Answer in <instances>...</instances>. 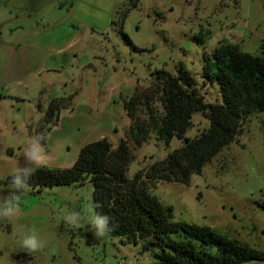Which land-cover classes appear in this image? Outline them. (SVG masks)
Wrapping results in <instances>:
<instances>
[{
	"label": "rangeland",
	"instance_id": "1",
	"mask_svg": "<svg viewBox=\"0 0 264 264\" xmlns=\"http://www.w3.org/2000/svg\"><path fill=\"white\" fill-rule=\"evenodd\" d=\"M236 1L139 0L128 9V0H0V39L44 50L47 65L14 72L9 86L0 85V196L9 193L5 177L28 166L18 153L34 135L42 115L38 105L43 110L55 97L73 94L43 143L49 162L42 167L58 169L70 167L90 141L106 137L115 148L125 138L132 119L124 100L135 89L151 87L155 69L175 73L183 65L207 102L221 101L218 87L201 77L203 53L221 41L264 52V0ZM200 30L203 36L196 42ZM207 126V118L195 113L185 136ZM181 144L174 137L165 145L151 134L131 148L126 175L131 178ZM151 192L172 206L176 220L209 225L264 251V209L258 205L264 201V113L249 115L241 134L189 184L158 181ZM21 195L19 213L0 220V264L151 262L140 243L91 233L87 218L95 212L89 179L40 189L28 185ZM72 211L86 218L78 229L63 220ZM33 229L44 246L28 253L19 248V239Z\"/></svg>",
	"mask_w": 264,
	"mask_h": 264
},
{
	"label": "trees",
	"instance_id": "2",
	"mask_svg": "<svg viewBox=\"0 0 264 264\" xmlns=\"http://www.w3.org/2000/svg\"><path fill=\"white\" fill-rule=\"evenodd\" d=\"M138 2L128 0V9L136 8ZM202 36L200 30L195 41H201ZM126 40L132 45L128 37ZM202 60L201 77L204 83L218 87L221 101L207 102L196 79L183 65L175 73L155 69L151 72L152 86L135 89L124 100L132 121L115 148L106 137L90 141L80 148L70 167H39L28 185L40 189L89 179L95 214L111 217L110 223L116 226L111 236L140 243L142 252L151 257L148 264H264L263 250L209 225L176 220L172 206L163 204L151 192L158 181L189 184L193 174H200L207 162L241 134L249 115L264 113V52L253 54L241 50L237 43L221 41L212 51L204 52ZM72 98L73 94L55 97L43 110L39 104L42 115L33 134L40 132L46 137ZM195 113H202L208 126L198 135L187 137ZM151 134L165 145L174 137L182 144L128 177L126 169L134 157L131 148L141 146ZM258 205L264 209V201Z\"/></svg>",
	"mask_w": 264,
	"mask_h": 264
},
{
	"label": "clouds",
	"instance_id": "3",
	"mask_svg": "<svg viewBox=\"0 0 264 264\" xmlns=\"http://www.w3.org/2000/svg\"><path fill=\"white\" fill-rule=\"evenodd\" d=\"M45 136L36 132L29 141H27L18 156H23L27 162L26 167H20L8 177L7 196H0V220H10L20 211L21 193L25 194L28 183L34 175L37 168L45 166L49 161L43 142ZM99 205H97L98 207ZM85 217L77 211H72L64 215L63 220L70 228H80L85 221ZM111 217L106 214L96 213L87 218V227L95 237H104L110 234L115 225L110 223ZM44 243L40 240L38 234L33 229L23 234L19 239V248L31 253L41 249Z\"/></svg>",
	"mask_w": 264,
	"mask_h": 264
},
{
	"label": "crops",
	"instance_id": "4",
	"mask_svg": "<svg viewBox=\"0 0 264 264\" xmlns=\"http://www.w3.org/2000/svg\"><path fill=\"white\" fill-rule=\"evenodd\" d=\"M15 44V41L0 39V85L4 87L9 86L14 80L12 78L14 72H21L32 66H47L46 59L42 56L44 50L37 51L38 48L33 49L25 44H17L18 46ZM62 50V48H58L55 51L60 53Z\"/></svg>",
	"mask_w": 264,
	"mask_h": 264
}]
</instances>
